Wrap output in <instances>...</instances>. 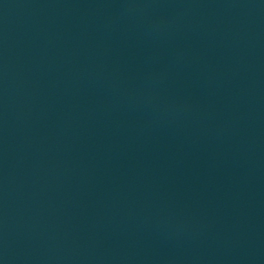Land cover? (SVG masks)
I'll use <instances>...</instances> for the list:
<instances>
[{"label": "water", "instance_id": "water-1", "mask_svg": "<svg viewBox=\"0 0 264 264\" xmlns=\"http://www.w3.org/2000/svg\"><path fill=\"white\" fill-rule=\"evenodd\" d=\"M0 264H264V0H0Z\"/></svg>", "mask_w": 264, "mask_h": 264}]
</instances>
